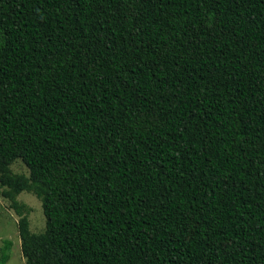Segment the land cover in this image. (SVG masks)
<instances>
[{
	"label": "trees",
	"instance_id": "1",
	"mask_svg": "<svg viewBox=\"0 0 264 264\" xmlns=\"http://www.w3.org/2000/svg\"><path fill=\"white\" fill-rule=\"evenodd\" d=\"M0 168L26 264H264V0H0Z\"/></svg>",
	"mask_w": 264,
	"mask_h": 264
},
{
	"label": "rangeland",
	"instance_id": "2",
	"mask_svg": "<svg viewBox=\"0 0 264 264\" xmlns=\"http://www.w3.org/2000/svg\"><path fill=\"white\" fill-rule=\"evenodd\" d=\"M15 173L29 172L28 167L18 160L12 166ZM4 174L0 168V176ZM19 199L26 203L30 208L31 228L34 232H42L46 227V217L43 211L41 200L33 193L24 191L19 195ZM19 216L10 208V203L7 199L0 196V260L2 257L1 248L5 245V240H12L13 244L10 250V258L6 264H26L22 254V242L19 237L18 229Z\"/></svg>",
	"mask_w": 264,
	"mask_h": 264
}]
</instances>
